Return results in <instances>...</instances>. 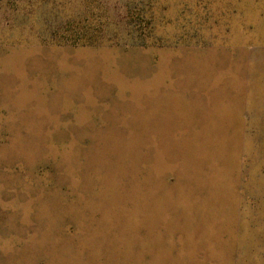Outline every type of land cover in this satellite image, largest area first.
I'll return each mask as SVG.
<instances>
[{
  "label": "rangeland",
  "instance_id": "rangeland-1",
  "mask_svg": "<svg viewBox=\"0 0 264 264\" xmlns=\"http://www.w3.org/2000/svg\"><path fill=\"white\" fill-rule=\"evenodd\" d=\"M0 264H264V0H0Z\"/></svg>",
  "mask_w": 264,
  "mask_h": 264
}]
</instances>
